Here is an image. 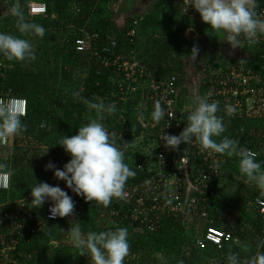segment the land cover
Returning a JSON list of instances; mask_svg holds the SVG:
<instances>
[{
  "label": "trees",
  "instance_id": "trees-1",
  "mask_svg": "<svg viewBox=\"0 0 264 264\" xmlns=\"http://www.w3.org/2000/svg\"><path fill=\"white\" fill-rule=\"evenodd\" d=\"M122 1L125 0H0V32L29 40L35 53L34 60L24 62H10L0 55V98L24 99L27 106L26 114L21 118L25 130L10 137V144H0V169L9 174V189L0 192V231L9 230V225L3 222V215L16 210L26 218L32 217L31 223L41 222L40 229L31 235L24 236L22 232L20 238L16 233H8V241L16 240L9 254L18 264H91L86 250H78L68 242L70 227L78 223L85 234L127 228L129 254L124 264H227L226 257L230 252L238 253L241 264H248L260 250L257 248L258 240L264 238V192L254 181H246L239 176V160L235 155H222L224 161L220 173L211 187L203 193L193 192L205 199L202 202L205 218H189L185 212L166 210L153 232H148L138 221L123 220L125 215H134V200L127 204L123 198H116L108 207L95 201L86 202L67 189L63 181L56 180L53 171L45 170L49 162L62 169L70 159L56 145L60 137L75 135L79 127L97 119L95 110L87 107L86 102L91 101L116 104V112L104 114L100 121L108 131L119 130L117 121L120 116L130 124L131 130L124 134L129 148L124 155V163L136 175L127 180L124 190L145 182L153 174L136 169L143 159L139 152L149 149L152 139L140 138L137 122L128 116L134 115L132 110L138 107L139 102L146 105L141 100L143 81L137 84L127 81L115 67L105 66V63H112L118 57L120 61H136L156 80H164L175 73L179 95L185 92V75L180 62H176L174 54L178 51L173 52L175 42L172 38L164 41L152 36L144 37V42L139 45L133 17L124 16L123 26L118 25ZM32 2L43 4L46 15L28 18L26 9ZM13 4L20 6L30 22L43 26V38L18 32L15 18L8 15ZM131 32L134 34L130 35ZM84 34L97 35L92 46L96 56L88 51H74L75 40ZM47 42L55 43L52 54L51 45ZM142 49H148L147 58L141 54ZM131 55L133 60L129 59ZM260 55L254 57L255 67L264 72V60ZM52 62L54 65H49ZM170 64H173L172 68ZM57 76L59 85L52 89L51 98L47 97L45 83ZM130 86L136 87L137 91L127 96L124 102L119 90ZM145 108L147 112L144 113L151 118L153 109ZM216 115L223 118L226 131L214 139L219 142L227 136L237 141L238 148L253 151L256 160L264 165V120L230 118L228 111L222 108ZM139 139L143 141V149L138 145ZM116 142L117 146L122 145L121 141ZM39 182L59 185L72 197V220L67 217L47 221L44 210L50 202H45L39 209L32 208L30 189ZM20 202L24 203L22 209ZM258 202L263 203L262 213ZM209 227L231 235L233 241L224 243L220 249L207 245L204 250H198L196 241L203 239ZM45 248L50 251L45 253Z\"/></svg>",
  "mask_w": 264,
  "mask_h": 264
},
{
  "label": "clouds",
  "instance_id": "clouds-1",
  "mask_svg": "<svg viewBox=\"0 0 264 264\" xmlns=\"http://www.w3.org/2000/svg\"><path fill=\"white\" fill-rule=\"evenodd\" d=\"M187 7H191L200 16L202 22L209 26L206 32L216 37L223 34L224 40L232 48H241L243 41L256 43L259 35H264V19L257 12V0H187ZM8 15L15 18L17 30L21 34H31L43 38V26L30 22L18 4L8 9ZM243 38V40L241 39ZM198 48H192L189 60H194ZM0 55L8 61L24 62L35 59L33 45L27 39L0 32ZM75 95H79L76 93ZM208 96L196 97L190 105L187 115V126L178 135L162 133L159 137L166 150L175 151L182 143H198L200 150L236 156L239 160V176L246 181H254L257 188L264 192V165L256 160V154L247 149L238 148V142L222 137L217 142L214 137H221L226 131L222 117L216 113L218 102H209ZM24 102L16 98L0 100V144L19 135L25 130L22 117L25 110L21 106ZM89 110H95L97 119L79 127L72 136L63 135L56 145L70 157L63 168H56L49 162L45 170L53 171L58 181H63L66 188L86 202L95 201L108 207L113 199L123 198L127 180L136 175L124 163V150L117 146L114 134L109 133L104 124V114L116 112V104L105 105L102 102L87 101ZM228 113L235 109L227 108ZM165 118V110L159 102L153 106L151 119L159 123ZM221 160L215 166L219 167ZM30 204L39 209L45 202H51L49 219L72 216L74 201L59 185L52 186L46 182L35 183L30 189ZM127 228L89 231L83 233L78 223L70 227L68 242L78 250H86L91 264H124L129 254ZM260 249L253 255L248 264H264V238L258 240ZM227 264H241L238 253L230 252L226 257Z\"/></svg>",
  "mask_w": 264,
  "mask_h": 264
},
{
  "label": "built area",
  "instance_id": "built-area-1",
  "mask_svg": "<svg viewBox=\"0 0 264 264\" xmlns=\"http://www.w3.org/2000/svg\"><path fill=\"white\" fill-rule=\"evenodd\" d=\"M188 10L185 9L183 13L187 15ZM26 12L29 17L45 16L46 8L43 4L32 2L27 5ZM256 12L261 19H264V4ZM96 38L95 34H84L82 38L75 40L74 51L76 53L88 51L96 56L95 50H92L93 41ZM254 45L264 60V35H259ZM105 62L106 60H103V63ZM107 65L115 67L127 81L134 84L140 80L143 81L141 100L147 108L153 109L154 104L159 102L165 110V118L159 123H155L146 115L134 119L137 122L140 138H151L150 148H155L154 160L143 156L136 169L153 174L145 182L129 190H124V201L128 204L129 201L134 200L135 203L132 207L134 215L131 217L125 215L123 220L138 221L141 226L146 227L148 232H153L159 224L158 220L161 218L162 212L166 210L172 213L185 212L189 218H205V206L202 203L205 199L193 192L203 193L204 190L211 187L212 182L220 173L221 164L219 167L215 165L224 159L222 155L213 153L211 150H200L195 141L187 145L182 143L175 151L165 149L159 136L162 133L178 135L187 126L186 111L188 109L185 102L180 100L176 88L177 77L172 75L164 80H156L138 62L120 61V57L112 63L106 62L105 66ZM262 72L257 67L238 61L228 63L217 71L202 70L205 75L204 81H202V96H208L211 93L208 97L209 102H218L219 109L227 110L229 106L233 107L235 111L229 113L230 118L249 121L264 120V72ZM136 91L134 86H130L128 89L120 88L121 100L125 102L127 96H132ZM8 99L10 98H0V100ZM18 100L24 102L21 106L26 114V101ZM117 122L119 130L109 131V133L114 134L116 141L122 142V145L118 147L123 148L124 155H126L129 148L127 146L128 139L124 134L131 130L130 124L126 119L124 120V116H120ZM151 161L154 162L153 168L146 166V162ZM189 187L193 189L192 193L189 192ZM8 189L9 174L0 170V192H6ZM257 205L261 207L262 213L263 203L258 202ZM23 207L24 203L20 202V209ZM50 207L51 202L45 207V219L51 222L59 220L61 217L49 219ZM2 218L5 225H9V230L8 232L0 231V264H18L9 254L16 240L8 241L7 234L16 233L20 238L22 232L24 236L31 235L40 229L41 222H29L33 218L24 217L23 213L18 210L5 213ZM231 241H233L231 235L209 227L206 228L203 239L196 241V247L198 250H204L207 245H210L220 249L224 243Z\"/></svg>",
  "mask_w": 264,
  "mask_h": 264
},
{
  "label": "crops",
  "instance_id": "crops-1",
  "mask_svg": "<svg viewBox=\"0 0 264 264\" xmlns=\"http://www.w3.org/2000/svg\"><path fill=\"white\" fill-rule=\"evenodd\" d=\"M126 1L121 2V17H119L121 20L118 18V25L123 26L124 16L133 17L139 45L144 42V37L148 38L150 36L164 41L166 38H172L175 42L173 52L178 51V53L171 52L170 54L176 55V62H180L179 64L185 75L183 84L185 92L182 91L180 100L185 102L187 109L193 104L196 97H203L202 81H204L205 75L202 70L217 71L226 64L237 61L250 63L252 67H255L254 57L260 53L256 45L243 41L241 48H232L224 40L223 34H216V37L208 34L206 29L209 26L202 22L199 14L194 9L187 7V0H130V4L127 3V5ZM263 4L262 0H257L256 11ZM185 9H189L187 16L183 13ZM28 18L31 17L28 16ZM133 34L134 32L130 33V35ZM241 39L243 40V38ZM190 44H196L199 50L194 60L188 58L190 52L187 48ZM148 52V49L141 50V54L146 58L149 55ZM129 57H132V55ZM129 59L133 60V57ZM219 60L226 63L224 64ZM172 67L173 64H170V68ZM173 75L177 77L175 73ZM138 105L141 106V111L143 109L141 116H148L144 113V111L147 112L145 106L140 102ZM187 115L188 110L186 111V117ZM151 163L153 164V161ZM150 167L153 168V166ZM188 190L191 193L193 192L190 187Z\"/></svg>",
  "mask_w": 264,
  "mask_h": 264
},
{
  "label": "rangeland",
  "instance_id": "rangeland-1",
  "mask_svg": "<svg viewBox=\"0 0 264 264\" xmlns=\"http://www.w3.org/2000/svg\"><path fill=\"white\" fill-rule=\"evenodd\" d=\"M127 3L128 4H130V0H127L126 1V5H127ZM121 11V10H120ZM121 13V12H120ZM120 19V18H119ZM121 20V19H120ZM119 20L117 19V22H118ZM157 32H158V30H156ZM217 35H221V34H217ZM47 43H49L50 45H51V52H50V54H52V51H54V49H52V47H56L55 46V43H52V42H47ZM196 47L197 48V46H196V44H190V45H188V51L189 52H191V50H192V48L193 47ZM185 48V47H184ZM132 54H133V52H132ZM216 61V60H215ZM213 62V61H212ZM217 62V61H216ZM49 65H54V63L52 62V64L51 63H49ZM60 74H58V76H59ZM58 76L56 77V78H54V79H50V80H48V82H46L45 83V87H46V89H47V91H46V96L47 97H50V96H52V89L54 88H56L58 85H59V81H57L58 79ZM60 88V87H59ZM194 94V93H193ZM51 98V97H50ZM193 99V98H192ZM140 108H141V106H139L138 105V107L136 106L135 107V109H133L132 110V112H133V116L132 115H130V114H128V116H130V119H135V118H140V117H142L141 116V114L139 115V111H140ZM133 119V120H134ZM9 141V139L7 140V142H6V144H10V142H8ZM141 142V143H140ZM5 143H3V144H1V145H4ZM143 144V141L141 140L140 141V139H139V141H138V145L142 148V145ZM149 147V146H148ZM143 149V148H142ZM139 153H141L145 158H147V159H151V160H154V155H155V148L154 147H149V149L148 150H145V148L142 150V151H140ZM153 164H154V162H153ZM153 164L151 163V162H146V166H148L149 168H150V166H153ZM1 170V169H0ZM8 174V173H7ZM250 186H251V183H250ZM3 203V202H2ZM2 205V204H1ZM69 218L70 220H72L73 219V215L72 216H66V217H63V218ZM60 219H62V218H60ZM55 246V245H54ZM43 250H45V253H48L49 251H50V249L49 248H45V249H43ZM89 264V263H88Z\"/></svg>",
  "mask_w": 264,
  "mask_h": 264
}]
</instances>
